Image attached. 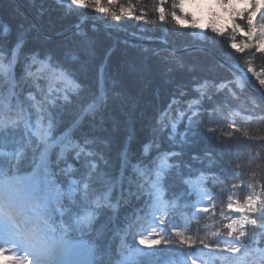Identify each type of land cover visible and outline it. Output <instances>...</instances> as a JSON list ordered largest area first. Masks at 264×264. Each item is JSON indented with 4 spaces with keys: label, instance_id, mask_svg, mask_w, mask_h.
Segmentation results:
<instances>
[{
    "label": "trees",
    "instance_id": "1",
    "mask_svg": "<svg viewBox=\"0 0 264 264\" xmlns=\"http://www.w3.org/2000/svg\"><path fill=\"white\" fill-rule=\"evenodd\" d=\"M121 3L127 5L129 0H121ZM115 11L119 13V9ZM140 11H145L149 19H155L152 0H142L137 5V14ZM84 20L95 22L124 38L90 22L78 27ZM21 35L23 43L13 68L15 95H9L11 85L5 79H0V95L10 101L12 109L18 100L23 102L35 124L37 114L30 107L32 101L28 96L31 93L42 99L48 92L49 82L44 78H27L25 60L32 54H40L42 59L45 55L51 56L50 63L65 70L81 85L78 96L69 94L71 102L59 100L56 107L47 105L54 113V136L67 132L73 143L80 144L87 137L92 140L87 148L94 153L75 160L74 153L69 152L59 160L57 167L60 145L50 148L47 158L57 178L82 180L95 163L97 169L90 184L96 195L106 191L104 180L117 182L110 197V203L115 207L96 209L91 227L83 233H75L94 248V264H184L185 257L181 253L189 251L196 252L199 262L228 264L221 259H210L207 254L211 253L213 257L232 255L230 252L219 253L212 243L227 236V230L222 227L225 221L221 220L219 213L221 208L227 212L225 204L229 194L235 193L233 200H242L248 194L247 188L234 189L232 185L253 182V173L256 181L264 177V141L244 135L247 131L252 137H264V88L247 72L246 63L252 59L253 66L260 72L264 70V55L240 56L227 47L226 38L214 39L210 32L198 34V30L161 24L158 19L154 24H143L124 16L115 20L111 14L97 13L92 8H73L67 0H0V51L9 52ZM50 36L57 38L51 39ZM237 39H240L239 35ZM183 50L186 51L179 52ZM36 67L33 66V72ZM238 79L243 87L234 83L235 95L227 90L218 92L212 86V82ZM205 81L209 86L202 102L204 111L199 117L203 123L193 124L196 135L189 133L192 143H183L179 135L185 130L186 120L177 125V135L170 139V128L157 124L160 114L173 96L181 91L185 93V101L196 98L199 95L196 89ZM101 94L106 98L105 106L95 118L84 115L82 105L86 106L85 102ZM76 121L79 124L74 126ZM229 124L240 128V131L233 132ZM208 128L214 131L209 133ZM145 144L153 145L147 155L143 150ZM0 149L13 153L0 156V169L6 170L12 165L17 175L26 176L40 167L44 146L21 122L18 129L0 136ZM164 151L179 153L170 157L169 162L174 166L165 175V197L176 199L178 207L170 211L172 221L162 235L175 242L177 238L172 234L174 224L186 235L207 238L212 245L209 249L202 248L198 240L194 249L186 245L177 246L176 243L152 248L138 243L141 235L150 231L148 224L152 217L146 214L147 195L139 198L128 195L132 172L130 167L124 166L122 153L127 152L131 163H136L140 159L151 161ZM69 164L73 166L72 171L65 174L62 169ZM198 182L203 191L215 198L213 201L207 197L202 199V204L216 205L215 220L211 212L200 213L190 206L198 199L192 190ZM256 190L259 191V187ZM132 191L136 189L133 187ZM130 223L133 227L128 230ZM206 226L220 230L222 235L211 237ZM247 227L256 236L245 241L250 245V255L239 257L237 264H264V256L261 255L264 253V234L258 227Z\"/></svg>",
    "mask_w": 264,
    "mask_h": 264
},
{
    "label": "snow or ice",
    "instance_id": "2",
    "mask_svg": "<svg viewBox=\"0 0 264 264\" xmlns=\"http://www.w3.org/2000/svg\"><path fill=\"white\" fill-rule=\"evenodd\" d=\"M141 3L142 0H134V2L129 0L127 5L122 4L121 0H67V4L73 8H92L97 13L111 14L115 20H120L121 16H124L143 24H154L158 19L161 24L167 23L198 30V34L210 32L214 39L226 38L227 47L240 56L264 55V0H152V12L155 19H149L145 11L137 14V5ZM115 9H119V13ZM201 10H206V23L201 22L204 16L198 15V11ZM4 31L7 33V27ZM237 35L240 37L239 40ZM22 43L23 35L9 52L0 51V79L7 80L11 85L9 95H15L16 82L13 77V68ZM51 59V56L45 55L42 59L40 54H32L25 60L27 78L32 80L44 78L49 82L48 92L43 94L42 99H37L31 93L28 96V100L32 101L30 107L37 114L35 124L31 121V112L24 107L23 102L18 100L15 109H12L10 101L0 95V136H6L10 130L18 129L22 122L44 146V151L41 152V165L31 174L19 176L12 165H9L6 170L0 169V264H94V248L79 239L75 233H83L85 229L91 227L96 209L102 206L115 207L110 203V197L117 182L104 180L106 191L100 195H96L91 190L90 181L97 169L95 163L91 165L92 171L82 180L63 181L57 178L51 161L47 158L48 150L58 144L60 153L57 167L59 160H63L69 152L74 153L75 160H79L82 155H94L87 148V145L92 143V140L87 137L83 144H80L73 143L67 132H62L59 137L54 136L56 129L54 113L47 105L56 107L59 100L71 102L69 94L78 96L81 85L76 83L65 70L50 63ZM28 60L31 62L28 63ZM246 63L247 72L251 73L264 88V70L257 72L252 59H248ZM34 65L37 66L35 72L32 71ZM234 83L243 87L239 79L220 83L212 82V86L218 92L227 90L235 95L232 88ZM208 86L209 82L205 81L196 89L199 95L187 101L183 100L185 93L181 91L179 95L173 96L168 107L160 114L157 124L163 125L166 129L170 128V139H174L177 135V125L186 120L185 130L179 135L183 143H192L189 140V133L195 136L196 129L193 124L203 123L199 117L204 111L202 102L207 95ZM85 103L86 106L82 105V113L95 118L105 106L106 98L101 94ZM78 124L79 121H76L74 126ZM229 127L233 129V132L240 131V128L233 124H229ZM213 131V128H208L209 133ZM244 135L249 139L264 141V137H252L247 131ZM152 146V144L144 145L145 155L149 153ZM11 155L13 153L0 149V156ZM16 155L19 156L18 153ZM177 155L179 153L175 151H164L158 153L151 161L140 159L136 163H131L127 152L122 153L124 166L130 167L132 172L129 177L128 195H134L137 198L147 195L146 214L152 217L148 224L150 231L147 235H141L138 243L148 248L176 243L177 246L186 245L189 249H194L198 240L202 248L209 249L212 245L207 238L186 235L174 224L172 234L177 238L175 242L165 239L162 235L172 221L170 211L178 207L176 199L169 200L165 197V175L167 170L174 166L169 162L170 157ZM193 159L196 157L194 156ZM72 167L69 164L66 169H62V172L67 174L72 171ZM235 175L239 177V173ZM100 178L103 179V177ZM252 180L253 182L247 184H233L234 189L247 188L248 194L242 200H233L232 196L235 193L229 194L225 204L227 212L221 208L219 213L221 220L225 221L222 227L227 230L226 235L230 239L222 241L225 244L222 248L221 241L212 243L215 244L219 253L230 252L232 255L213 257L211 253H208L210 259L216 258L228 264H237L239 260L237 254L250 255V245L245 241L256 236L255 232L248 231L247 226H252L254 229L258 227L264 234V177L256 181L255 173H253ZM133 187L136 189L135 192L132 191ZM202 187L199 182L192 186L198 199L190 206L200 213L211 212L215 220L216 205L202 204L204 197H207L209 201L215 198L203 191ZM257 187L259 191L256 190ZM228 213L238 214L239 218H233ZM195 218L199 219V217ZM132 227V223L127 225L128 230ZM206 227L210 229L211 237L222 235L220 230L211 229V226ZM181 255L185 257L184 264H188L189 260L190 264H197L195 251L181 253ZM201 255L204 254L201 253ZM261 255L264 256V253ZM200 264H207V262L201 260Z\"/></svg>",
    "mask_w": 264,
    "mask_h": 264
},
{
    "label": "water",
    "instance_id": "3",
    "mask_svg": "<svg viewBox=\"0 0 264 264\" xmlns=\"http://www.w3.org/2000/svg\"><path fill=\"white\" fill-rule=\"evenodd\" d=\"M28 16H29L30 20L34 23V25L37 27V29L39 30V27H38V25L36 24V22L32 19V17H31L30 15H28ZM87 22H90L92 25H95V26H97V27L103 28V29L106 30L107 32L111 33L112 35H115V36H118V37H121V38L123 37V36H121V35L115 33L114 31H112V30H110V29H108V28H105V27H103V26H101V25H99V24H97V23H95V22H92V21L84 20V21H82L81 23L78 24V27H80L81 25H83L84 23H87ZM49 38H51V39H55V38H57V36H50ZM123 38H124V37H123ZM125 39H127V38H125ZM184 51H186V50L179 51V52H184ZM179 52H177V53H179ZM215 58H216L217 60L221 61L222 63H224L227 67H229V68L235 70V69H234L233 67H231L229 64L223 62L222 60H220V59L217 58V57H215ZM235 71H236V70H235ZM236 72L238 73V71H236Z\"/></svg>",
    "mask_w": 264,
    "mask_h": 264
},
{
    "label": "rangeland",
    "instance_id": "4",
    "mask_svg": "<svg viewBox=\"0 0 264 264\" xmlns=\"http://www.w3.org/2000/svg\"><path fill=\"white\" fill-rule=\"evenodd\" d=\"M198 15H200V16H204V19L201 21L202 23H205L206 22V20H207V17H206V10H201V11H198ZM233 218H239V216H238V214H234L233 215ZM230 238L229 237H224V238H222V240H221V243H222V247H224L225 246V244L222 242V241H227V240H229ZM82 240V239H81ZM84 241V240H83ZM237 256L238 257H243V256H240V254H237ZM197 264H200V262H199V260H197Z\"/></svg>",
    "mask_w": 264,
    "mask_h": 264
}]
</instances>
